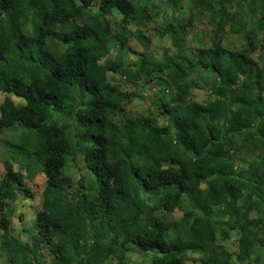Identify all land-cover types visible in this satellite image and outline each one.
<instances>
[{
	"label": "trees",
	"instance_id": "1",
	"mask_svg": "<svg viewBox=\"0 0 264 264\" xmlns=\"http://www.w3.org/2000/svg\"><path fill=\"white\" fill-rule=\"evenodd\" d=\"M152 1L0 0V129L11 161L46 179L31 244L13 264H131L133 254L147 264H233L217 245L231 231L241 235L237 262L258 264L264 59L252 55L264 51V0H165L189 17L164 24L161 54L149 49ZM196 12L211 38L192 52ZM226 35L240 46H224ZM198 89L205 104L191 100ZM145 90L156 116L127 111ZM78 157L86 175L69 200ZM4 168L2 231L5 208L25 192L22 174Z\"/></svg>",
	"mask_w": 264,
	"mask_h": 264
},
{
	"label": "rangeland",
	"instance_id": "2",
	"mask_svg": "<svg viewBox=\"0 0 264 264\" xmlns=\"http://www.w3.org/2000/svg\"><path fill=\"white\" fill-rule=\"evenodd\" d=\"M153 7L159 9L156 16H154V21L150 25L147 36L150 37L151 45L150 51L153 53H162L163 49H168L167 40L159 39V32L164 27L167 22L173 23V19L179 20L180 24L186 21L189 17L188 13L183 10L181 12H171L170 9L165 4V0H153ZM155 9L152 11L154 12ZM159 12V13H158ZM195 31L189 35L187 41V49L190 51H195L198 48L207 47L210 45V29L207 25V17L204 14L198 12L195 13ZM264 45V39H262ZM222 44L224 46L228 45L235 48L240 46L239 39L237 37L226 35L223 39ZM264 59V51H257L252 55L254 61H260L259 59ZM260 63V62H259ZM135 89L132 86H126V91L133 92ZM136 91V90H135ZM148 90L141 93V98H136L132 100V104L128 105L127 111L133 115L142 116H156V108L151 100V96ZM206 89H198L191 92V100L198 104H205L208 98ZM264 96V95H263ZM6 98L5 95L0 93V105ZM11 100L15 105H22L23 102L13 96H10ZM159 125H165V121L160 119ZM10 134L6 130L0 129V182L5 176L4 163L6 161L10 162L13 166L14 172H20L22 174L23 191L21 195L18 196L16 202L10 203L4 210V216L7 220V229L5 231L0 230V264H13L12 258L15 259L21 256V250L32 241V231L37 222V214L41 211L42 204V192L44 191L46 179L41 173H37L33 178L28 176L27 171L23 170L17 162H12L11 159L15 156L13 150L5 145V138ZM86 175L84 164L80 157H78L74 164H69L67 170V176L71 180V186L67 191L68 199L73 200L79 191L78 182L80 179H84ZM260 216L264 218V209H261ZM256 212H252L249 215V219H257L258 216ZM181 217L179 212L173 215H167L168 220H176ZM174 218V219H173ZM1 220V216H0ZM240 233L237 231H231L226 240H218L217 245L220 248L225 249L231 253L234 258L232 263L239 264L236 260V256L239 250V239ZM17 243L16 245L14 243ZM46 257V254H45ZM47 262L50 260L45 259ZM250 261H256L258 264H264V249L260 246L254 248V252L250 256ZM129 262L131 264H147L145 260L137 254L129 256Z\"/></svg>",
	"mask_w": 264,
	"mask_h": 264
}]
</instances>
